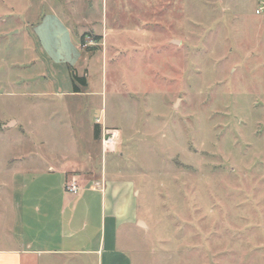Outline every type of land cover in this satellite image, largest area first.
Wrapping results in <instances>:
<instances>
[{"label": "rangeland", "instance_id": "374dc122", "mask_svg": "<svg viewBox=\"0 0 264 264\" xmlns=\"http://www.w3.org/2000/svg\"><path fill=\"white\" fill-rule=\"evenodd\" d=\"M256 5L0 0V199L26 189L35 158L67 168L92 157L99 172L136 184L148 229L133 236V264H264ZM53 13L75 36L50 24L44 47L39 26ZM82 37L74 75L86 70L88 85L76 80L83 95L73 98L62 95L73 88L66 64L79 61ZM110 132L117 145L104 154Z\"/></svg>", "mask_w": 264, "mask_h": 264}, {"label": "crops", "instance_id": "0c3cea01", "mask_svg": "<svg viewBox=\"0 0 264 264\" xmlns=\"http://www.w3.org/2000/svg\"><path fill=\"white\" fill-rule=\"evenodd\" d=\"M255 15L259 17L264 95V0H257ZM50 24L55 30L61 27L68 41L75 36L53 13L39 26L44 47H48ZM79 53V61L66 64L69 75L82 68L81 38ZM81 91L75 93L72 88L62 95L79 98ZM5 126L17 129L21 125L10 119ZM90 159L79 157L67 168L45 157L29 162L26 189L18 193L14 187L0 199V264H133V236L148 229L139 214L136 184L128 178L108 177ZM20 179V174L9 178L16 183ZM73 181L80 188L76 195L66 191Z\"/></svg>", "mask_w": 264, "mask_h": 264}, {"label": "built area", "instance_id": "2783aa9c", "mask_svg": "<svg viewBox=\"0 0 264 264\" xmlns=\"http://www.w3.org/2000/svg\"><path fill=\"white\" fill-rule=\"evenodd\" d=\"M97 124H100L99 120H97ZM117 139H118V134L116 132H110L108 135L104 136L102 140L104 154L115 150V147L117 145ZM79 190L80 188L77 182L75 181L69 183L66 186V191L70 194L76 195L79 192Z\"/></svg>", "mask_w": 264, "mask_h": 264}, {"label": "trees", "instance_id": "16d2710c", "mask_svg": "<svg viewBox=\"0 0 264 264\" xmlns=\"http://www.w3.org/2000/svg\"><path fill=\"white\" fill-rule=\"evenodd\" d=\"M94 42L95 43H98L100 40H101V37H98V36H95L93 38ZM85 45V37H82L81 38V47H83ZM88 50H92V49H88ZM72 80H73V89H74V92L75 93H79L81 90L77 87L76 85V80H79L81 81V83L84 85V86H87V80L86 78H78L76 75L72 74ZM99 133H100V128L99 126L97 125L96 128H95V134H96V137L98 138L99 136Z\"/></svg>", "mask_w": 264, "mask_h": 264}]
</instances>
